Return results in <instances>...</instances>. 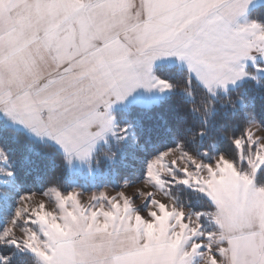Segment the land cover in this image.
I'll return each instance as SVG.
<instances>
[{"label": "snow or ice", "instance_id": "obj_1", "mask_svg": "<svg viewBox=\"0 0 264 264\" xmlns=\"http://www.w3.org/2000/svg\"><path fill=\"white\" fill-rule=\"evenodd\" d=\"M252 88L264 0H0V135L66 174L130 139L144 153L82 203L54 181L25 190L0 143V264H264ZM161 131L173 142L150 150Z\"/></svg>", "mask_w": 264, "mask_h": 264}, {"label": "trees", "instance_id": "obj_2", "mask_svg": "<svg viewBox=\"0 0 264 264\" xmlns=\"http://www.w3.org/2000/svg\"><path fill=\"white\" fill-rule=\"evenodd\" d=\"M160 71L162 75H170L167 68H161ZM251 91L256 95L255 102L258 114L264 116V94L255 88H252ZM172 142L173 138L161 131L152 138L150 150L152 148H162ZM0 143L10 149L11 156L16 161L15 167L18 182L25 190L32 191L47 187L53 181L59 184L64 191L75 186L85 190L101 187L102 185L118 188L123 176L138 174L141 159L144 155L136 146L126 142L123 145V152L118 153L115 160H109L102 155L99 171L94 175L88 174L91 177L83 179L82 177H70V174L63 173L61 169L53 168L52 164L46 159L33 154L34 152L44 151L38 143L27 140L17 143L11 138L9 133L0 135ZM29 148L32 149L31 152ZM134 156L138 158L133 160ZM22 157H26V159H21Z\"/></svg>", "mask_w": 264, "mask_h": 264}, {"label": "rangeland", "instance_id": "obj_3", "mask_svg": "<svg viewBox=\"0 0 264 264\" xmlns=\"http://www.w3.org/2000/svg\"><path fill=\"white\" fill-rule=\"evenodd\" d=\"M127 143H130V144H132L133 146H135L131 139H130ZM71 176L74 177V178L82 177L83 179H88V178L91 177V176L88 175V172H87V169H86V168H79V167L77 168L76 173L70 174V177H71ZM122 183H123V181H121V183H120V185H119L118 188H113V187L110 186V185H102L101 187H97V188H93V189H88V190H85L84 188L76 187V186H75V188H76L78 191L81 192V197H80V199H81V202L83 203V202H87V200H88L90 194H91L93 191L106 190V191H108L110 194H114L115 191H119V190H121V185H122ZM70 190H72V188L69 189V190H67V191H70ZM133 190H134V189H127V191H129V192H131V191H133ZM47 206H48L49 208H52V207L54 206V204H53L52 201H49Z\"/></svg>", "mask_w": 264, "mask_h": 264}]
</instances>
